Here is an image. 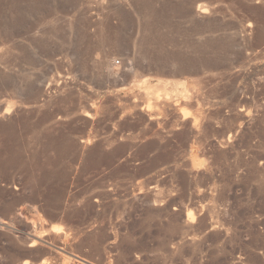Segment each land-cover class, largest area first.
<instances>
[{"label": "rangeland", "instance_id": "374dc122", "mask_svg": "<svg viewBox=\"0 0 264 264\" xmlns=\"http://www.w3.org/2000/svg\"><path fill=\"white\" fill-rule=\"evenodd\" d=\"M0 264H264V0H0Z\"/></svg>", "mask_w": 264, "mask_h": 264}]
</instances>
